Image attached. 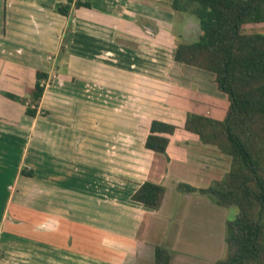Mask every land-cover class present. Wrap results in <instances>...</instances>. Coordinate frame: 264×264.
Instances as JSON below:
<instances>
[{
  "label": "crops",
  "instance_id": "0c3cea01",
  "mask_svg": "<svg viewBox=\"0 0 264 264\" xmlns=\"http://www.w3.org/2000/svg\"><path fill=\"white\" fill-rule=\"evenodd\" d=\"M65 1L0 0V104L14 102L5 93L26 98L36 71L47 75L35 117L21 104L9 121L0 116V169L10 171L0 189V264H153L155 247L169 252L168 264H217L227 210L177 189L219 179L217 149L180 146V139L170 146L173 134L161 155L144 141L152 120L184 131L189 113L212 118L216 105L205 98L226 95L215 83L209 94L195 87L207 77L202 70L183 85L149 77L145 46L121 45L146 38L135 24L161 20L148 11L159 0H86L91 9H75L73 17L54 13ZM186 25L201 34L196 18ZM26 70L33 81H25ZM131 102L156 111L137 113ZM22 168L34 177L21 176ZM144 181L165 188L158 210L130 200Z\"/></svg>",
  "mask_w": 264,
  "mask_h": 264
},
{
  "label": "trees",
  "instance_id": "16d2710c",
  "mask_svg": "<svg viewBox=\"0 0 264 264\" xmlns=\"http://www.w3.org/2000/svg\"><path fill=\"white\" fill-rule=\"evenodd\" d=\"M81 8L91 9V4L66 0L56 4L53 11L69 17L73 9ZM170 8L194 15L201 32L196 41L176 45L173 61L214 75L218 91L228 100L222 120L188 114L182 129L231 158L223 180L204 189L179 183L177 189L209 196L222 208L236 207L235 218L225 222V254L217 264H264V33L242 30L246 25L264 23V0H171ZM63 53L61 47L59 58ZM46 79L45 73L36 71L34 86L26 98L4 95L24 105L25 115L35 117ZM176 129L152 120L144 148L165 155L169 136ZM20 175L34 177L26 168ZM164 195L162 185L144 181L130 200L155 211ZM168 262L169 252L155 247L153 264Z\"/></svg>",
  "mask_w": 264,
  "mask_h": 264
},
{
  "label": "rangeland",
  "instance_id": "374dc122",
  "mask_svg": "<svg viewBox=\"0 0 264 264\" xmlns=\"http://www.w3.org/2000/svg\"><path fill=\"white\" fill-rule=\"evenodd\" d=\"M148 2L150 3V0H148ZM170 2L171 0H159L158 7L153 6V7L148 8L149 13L150 11L154 12V14L159 13V17H161L162 19L159 20L158 22L155 21L154 19L147 18V20L141 22L142 26L140 23L135 24L138 28H140L139 29L141 30L140 34L144 35L143 33H145L146 38L141 37V39L143 40H141V42H138V43H137L138 40L131 39L130 40L131 43L124 44L123 42H121V45H126V46L128 45L134 49L137 48L139 44L141 46H145L148 53L147 55H145L147 57V60L144 62L146 63H144V67H142L144 73L146 70V73L149 77H157L163 80L169 79L170 81H173V83L175 84L179 83L183 85V84H186L185 81L187 78H189L190 74H193L192 77L195 78L193 71L198 70V69H195L193 67H186L185 65L183 66L174 65L172 63L173 61L172 54L177 44L182 43V42L190 43V42L196 41L198 38V31L196 29V26H193L190 28L186 25L187 21L191 20L192 18H195V16L192 14H181V13L174 12L170 8ZM73 11L74 9L71 11L72 17L74 14ZM136 21L138 22L139 20L137 19ZM144 26H145V29L143 28ZM133 29H135L134 25H133ZM242 30L244 33H264V23L246 25L242 28ZM161 32H163V34ZM157 34L159 38H156ZM155 46H158V47H155ZM156 50L158 51V53L156 52ZM46 60L48 62H52L53 57H47ZM161 62H163V65H161ZM160 70H163V71H160ZM22 73H25V76H26L25 81H33V73L31 71L29 72L26 70V71H22ZM205 74H207V77L205 80L203 79L204 77L199 78L196 83L197 86H195L194 84L192 85L195 87H198V89H202L203 91H206L205 92L206 94H209V91L211 90V88H214V82L209 79L211 78L210 73L206 72ZM3 89L6 90V88H3ZM178 89H181V88L178 87ZM188 95L190 97V91H188ZM17 97H20V96H17ZM205 99L216 105V109H214L213 111L212 118L217 119V120L223 119L228 109V100L224 101L223 98H215L212 96H209ZM171 101H172V98H171ZM132 102L136 104L138 103L135 101H132ZM132 102H131V108L135 110L137 113L144 112L152 116L154 111H156L155 110L156 107L154 106V104L150 102L149 103L144 102L142 105H139V106L134 105ZM178 103L181 104L180 102ZM19 104H20L19 102L14 101L13 104L9 106L8 108L5 105L3 107V105L0 104V106L2 107V108L0 107L1 118L6 119V121H9L10 120L9 117L12 115L11 109L14 111L15 113L14 117H15L16 108ZM129 105L130 104L128 103L127 107H129ZM181 106H183V104H181ZM40 112H39L40 116L45 115L43 114L44 111H40ZM141 116L145 117L146 114L141 115ZM145 120L147 121V119L145 118L139 119L140 122H145ZM192 138H195V140ZM175 141H178L179 142L178 144H180V146H209V145H205L201 143L200 141H198V138L196 136L187 134L180 129L175 130L173 138L170 139V142H171L170 146H173V145L177 146V143H175ZM211 150L214 151L212 152L214 153L213 156L217 159L219 157L220 160L222 161L221 169H222L223 174L220 176L219 179L214 180L210 185H212L214 182L221 181L224 179V177L226 176V174L228 173L230 169V161H231V158L229 156L224 155V154L221 155L222 153L220 154V151L218 149L215 150L211 148ZM3 167L2 168L4 170L0 169L1 172H3V176L0 177L1 178L0 189H2V186L5 183V180L9 178L8 176L10 175V171H8V165H3ZM218 167H219V164H218ZM219 173L220 172L218 171V174ZM0 201H1V194H0ZM1 207L2 206L0 202V209ZM225 209L227 210L226 216L228 217V219L229 220L234 219L237 214L236 207H230V208H225Z\"/></svg>",
  "mask_w": 264,
  "mask_h": 264
},
{
  "label": "built area",
  "instance_id": "2783aa9c",
  "mask_svg": "<svg viewBox=\"0 0 264 264\" xmlns=\"http://www.w3.org/2000/svg\"><path fill=\"white\" fill-rule=\"evenodd\" d=\"M45 83V82H44Z\"/></svg>",
  "mask_w": 264,
  "mask_h": 264
}]
</instances>
